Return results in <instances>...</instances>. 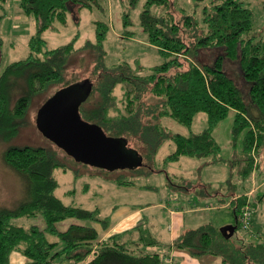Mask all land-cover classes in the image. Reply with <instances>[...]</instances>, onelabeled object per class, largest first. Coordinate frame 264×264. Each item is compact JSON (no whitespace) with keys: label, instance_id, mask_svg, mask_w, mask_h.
<instances>
[{"label":"trees","instance_id":"obj_1","mask_svg":"<svg viewBox=\"0 0 264 264\" xmlns=\"http://www.w3.org/2000/svg\"><path fill=\"white\" fill-rule=\"evenodd\" d=\"M6 2L0 0V8ZM139 2H144L140 25L163 57L148 74L127 62L105 65V21L95 23L96 41H87L80 48L74 46L76 37L55 48L43 38L54 21H66L68 12L76 21L83 7H97L107 14L105 0H19L23 13L35 19L36 32L29 39V55L9 63L0 73V142L18 135L35 97L61 84L39 108L42 117L65 90L76 88L77 94H82L77 85L88 80L89 90L78 98L79 116L119 147L125 146V151L130 150V138L140 140L149 132L159 139H170L175 146L166 162L182 156L203 159L213 155L209 162L220 160L213 129L234 110V136L245 130L243 156L235 158L240 163L238 176L243 188L256 169L254 155L264 146V43L243 37L253 26L252 9L243 0H193L192 11L178 8L177 0H122L127 36L132 35L127 28L133 24L131 13ZM75 54L87 55L92 61L95 81L66 80L65 71ZM229 61L237 64V79L227 70ZM117 86L123 90L120 98L114 93ZM144 98L152 101L147 103ZM201 112L207 115V125L197 133L166 135L158 122L171 118L190 128ZM132 156L129 153L128 160ZM2 159L23 180L24 196L12 207L0 204V264H10L13 250L27 256V264H168L159 252L145 249L160 244L147 227H137L134 242L144 249L130 248L117 233L102 239L94 225L70 224L60 230L58 224L68 218L90 220L102 227L107 226V220L98 208L66 204L57 196L59 182L54 170L64 164L55 152L44 146L9 144ZM24 218L34 222L25 224L21 221ZM221 227L208 222L188 229L173 245L194 256H221L226 264H264V241L245 242V237L236 241L232 236L237 227L230 236ZM47 234L58 237L62 247L49 241Z\"/></svg>","mask_w":264,"mask_h":264},{"label":"rangeland","instance_id":"obj_2","mask_svg":"<svg viewBox=\"0 0 264 264\" xmlns=\"http://www.w3.org/2000/svg\"><path fill=\"white\" fill-rule=\"evenodd\" d=\"M243 1L253 11L252 29L245 32L243 37L248 36L253 43L259 40L264 43V0ZM143 3L139 2L137 9H133L131 13L134 25L130 29L133 31H136V28L140 26L139 14ZM176 5L185 11H192L193 0H177ZM105 6L108 9L106 0ZM98 13L102 17L105 16L102 12ZM80 14L82 24H85L82 27L77 22L69 26L64 25L63 34L51 37L48 31L58 32L53 24L49 28L50 30L47 29L43 32L42 36L49 47L55 48L67 44L72 39V37L70 39L66 37L67 34L75 36L79 35L81 31H85L84 34L92 31L94 34V27L89 23L94 14L89 10H84L83 14L79 12ZM177 16L179 17L178 14ZM35 32V19L23 13L19 0H7L4 7L0 8V73L9 63L25 59L29 55V39ZM87 41L89 39L77 43L76 47H82ZM141 42V40L132 39L127 35L125 37L109 35L103 46L105 65L109 67L127 62L133 69H141L146 74L150 66L162 62L163 57L158 50ZM92 70L93 64L87 55L82 57L80 54H75L70 59L65 71V78L68 82L85 78L95 81ZM227 70L237 79V64L235 62L229 61ZM60 86L61 84L51 86L46 92L35 97L30 102L28 113L18 135L9 142H0V204L12 207L24 196L23 180L2 159L3 149L9 144L44 146L55 152L58 160L64 164V166H59L54 170V175L59 182L56 189L57 196L66 204L78 205L87 209H94L99 206L102 216L109 214L113 206L123 202L142 201L151 203L158 200L166 202L169 196L177 198L188 193L189 200H191L190 206H201L197 200H205L204 203L209 200L212 201L213 206H217L216 204H219V200H221L217 198V191L220 189L224 191L235 189L238 190L239 194H242L240 186L243 181L238 176L240 163H237L235 158L243 156L242 147L245 130H242L236 137L234 136V110H230L228 115L219 121L213 129V136L220 145L218 155L220 160L209 162L210 159H214L213 155L203 159L183 156L178 161L166 162L165 158L174 149V143L170 139H159L149 132L145 135L146 137H140V140L130 138V144L127 146L130 148L129 151H125V146L119 147L121 153L125 151L133 155L130 160H122L113 164L114 166L109 165L106 168L78 160L51 139L46 138L38 128L36 119L39 108ZM122 91L117 86L114 93L120 98ZM66 92L69 93L70 90L67 89L64 93ZM15 98L16 96L14 100ZM144 100L147 103L152 101L147 98ZM158 122L165 127L166 135L197 133L207 125V115L203 112L198 113L190 128L171 118H162ZM254 157L257 163L256 169L250 176L251 178L244 182L246 185L243 187L244 191L247 192L253 187L255 188L251 194L252 198L249 199L254 210V217L249 228H244L241 224L238 225L232 236L236 241L239 237H245V242L264 241V146ZM242 165L243 163H241ZM116 179L126 181L128 185L133 186L132 188H124L128 185L121 184L119 187ZM231 184H236V186L233 187ZM207 191L212 196L206 198L207 195H205L202 197L203 192ZM191 196L195 197V200L192 201ZM185 200L180 198L179 202ZM207 213L212 215V221L217 226H224V222L225 224H237L232 208L214 207L207 210ZM21 221L28 225L34 222L32 219L26 218L21 219ZM37 223L43 224L42 220L37 221Z\"/></svg>","mask_w":264,"mask_h":264},{"label":"crops","instance_id":"obj_3","mask_svg":"<svg viewBox=\"0 0 264 264\" xmlns=\"http://www.w3.org/2000/svg\"><path fill=\"white\" fill-rule=\"evenodd\" d=\"M121 1L122 0H106L108 9H107V14H105L104 17H102V15L100 16L98 12L101 11L97 7L83 8L79 11L80 13L83 14L84 10H89L92 14H94V16L89 20V23L93 25L95 35L93 34L92 31H90L87 34H84L86 33L85 31L84 32L81 31L79 35H75V36L73 34H67L66 37H69V39L71 37L72 39L76 37L74 43L75 48H78L76 47L77 43H82L86 39H89V41L91 42L96 41V25H95L96 21H105L108 24V31L104 39V44L107 41V37L111 34L118 37H125L126 28L123 26V21H122ZM79 12H78L79 19L77 21L75 20L71 12L67 13L66 21L64 23L60 22L59 20L54 21L53 27L54 28L56 27L58 32L48 31L50 36L55 37L58 34H63L64 25L69 26L71 24H74V22L75 23L77 22V24H79V26L81 27L84 26L85 24H82V16L81 14L79 15ZM97 14L99 15L97 16ZM131 18L133 24L127 28L129 31L132 32V35L129 37H132V39L137 38L142 41L141 43L146 44L147 46L157 50L156 46L152 45L149 42L148 35L143 30L141 25L136 28V31L130 29L134 25L133 17L131 16ZM154 66H150L149 71L146 74L150 73L151 68ZM142 74H144V72H142ZM203 184L207 185L206 183ZM213 184L214 182L212 183V185ZM118 186L120 187L119 184ZM132 186L133 185L131 186L128 185L127 187L124 188H132ZM231 186L235 187L236 184H231ZM241 189H242V194H239L237 192L238 190L235 189H233V191H224L222 189L217 191L218 193L217 198L221 199L219 200L220 203L216 204L217 206H213L214 204H212V201L209 200L206 201L205 203H204L205 200L204 201L197 200L198 203H201V206L198 205L190 206L191 200H189L188 193L183 197H177V198L169 196V199H167L166 202H164V200H158L157 202H151V203L150 202L144 203L142 201L131 202V203L123 202L117 204L116 206H113L109 214L103 216L101 215L107 220L106 227H102L100 224L95 222L93 223L90 220H78L75 218H68L60 222L58 224V228L64 231L69 227L70 224L94 225L99 232L100 238L102 239L117 233L119 235V238H122L124 241H126V243L128 242L130 243L129 245L130 248L144 249L143 246H138L134 244V242L137 241L138 239L137 227L138 226L147 227L148 229L151 230V233L158 239L160 244L154 246H148L145 249L150 252H154V251L159 252L164 257L166 262L168 260L169 262L171 261L177 264H226L223 262L221 256L213 255V254L194 256L185 249L176 248L173 245V243L182 232L188 229L197 228L198 226L208 222H213L212 215L207 213V210H210L211 208L214 207H218V208L226 207L229 209L232 208L235 214V221L237 223L239 208H241L242 203H244L248 198H252L251 194L255 188L253 187L248 192L244 191L243 188ZM203 193L204 194L202 197L207 195L206 198H208V196L211 195L208 191ZM180 198L181 199L183 198L184 200L185 199L188 200H185L180 203L179 202ZM191 199L193 201L195 200V197L191 196ZM96 208L100 210L99 206H96ZM100 214H101V210H100ZM223 225L225 226L231 224H225L224 222ZM47 238L51 242H56L58 244L57 245L58 247H62V242L59 240L58 237L51 234H47ZM28 262H30V259L24 254H22L20 251L13 250L10 252L9 255L10 264H27ZM60 264H70V263L64 261Z\"/></svg>","mask_w":264,"mask_h":264},{"label":"water","instance_id":"obj_4","mask_svg":"<svg viewBox=\"0 0 264 264\" xmlns=\"http://www.w3.org/2000/svg\"><path fill=\"white\" fill-rule=\"evenodd\" d=\"M80 84H87L89 89L88 80ZM78 100H72L66 107L60 97L55 98L43 111L42 117L40 113L37 115L38 128L46 137L78 160L106 168L112 166L116 163L113 159L119 145L104 136L96 125L84 121L79 116ZM40 118H43L42 123ZM236 227L237 224H231L222 226L221 229L230 236Z\"/></svg>","mask_w":264,"mask_h":264},{"label":"flooded vegetation","instance_id":"obj_5","mask_svg":"<svg viewBox=\"0 0 264 264\" xmlns=\"http://www.w3.org/2000/svg\"><path fill=\"white\" fill-rule=\"evenodd\" d=\"M77 87L80 88V90L82 91V94H81V92H80V94H77L78 93V90L75 88L71 92H69V93L66 92L62 96H60V98L62 99V101L65 103L64 106L67 107L72 100L77 101V99L79 97H81V95L85 94L89 90V89H87V84L83 85V84H80L79 83L77 85ZM46 138H48V137H46ZM128 159H129L128 158V154L126 152H122L121 153L120 152V149H116L115 150V158L113 160L114 161L116 160V163H118L119 161L128 160Z\"/></svg>","mask_w":264,"mask_h":264},{"label":"built area","instance_id":"obj_6","mask_svg":"<svg viewBox=\"0 0 264 264\" xmlns=\"http://www.w3.org/2000/svg\"><path fill=\"white\" fill-rule=\"evenodd\" d=\"M249 199L250 198H248L241 206V210L238 216L239 224H241L244 228H249L251 226L254 217V210ZM167 263L171 264V261L169 262L167 260Z\"/></svg>","mask_w":264,"mask_h":264}]
</instances>
